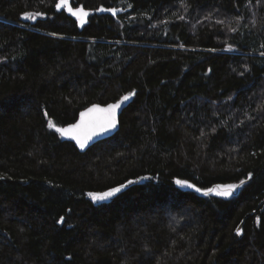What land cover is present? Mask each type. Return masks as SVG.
<instances>
[{"label": "trees", "instance_id": "16d2710c", "mask_svg": "<svg viewBox=\"0 0 264 264\" xmlns=\"http://www.w3.org/2000/svg\"><path fill=\"white\" fill-rule=\"evenodd\" d=\"M59 1L0 0V264H264V0ZM133 91L84 153L49 127Z\"/></svg>", "mask_w": 264, "mask_h": 264}, {"label": "snow or ice", "instance_id": "6c2138e0", "mask_svg": "<svg viewBox=\"0 0 264 264\" xmlns=\"http://www.w3.org/2000/svg\"><path fill=\"white\" fill-rule=\"evenodd\" d=\"M57 9L62 7H68L67 0H60L59 3L55 5ZM99 11H104L105 9L100 8ZM68 11L77 18L81 26L86 23V18L89 15V12L86 11L83 7L77 8L75 11L68 7ZM107 11L112 12L113 15L116 14L118 9L110 8ZM41 15V13H25V19H35L36 16ZM55 35V34H53ZM135 95V92H129L123 96L118 102L114 104H109L107 107H100L99 105H94L91 108H88L85 112L80 113V121L76 124L70 125L67 128L57 127L53 122L49 121V127L55 128V130L61 135L69 136L72 139H75L80 148H85L88 142L95 136L103 134L106 131H109L116 127L117 124V110L121 107V104L128 101L132 96ZM132 183V181H129ZM176 183L181 186H186L189 188L195 189L197 192L203 191L204 194L215 193L218 196L228 197L232 195V192L238 187L235 184L228 185H216L215 188L201 189L197 188L196 185L190 184L187 180H177ZM243 183V182H242ZM126 185H120L119 187L111 188L108 191L93 193L90 192L88 195L92 198L93 201H103L109 199L110 197L116 195L121 191L122 188ZM59 223L64 222V218L61 217L58 221ZM236 233L238 235L242 234V229L237 228Z\"/></svg>", "mask_w": 264, "mask_h": 264}, {"label": "water", "instance_id": "95a60500", "mask_svg": "<svg viewBox=\"0 0 264 264\" xmlns=\"http://www.w3.org/2000/svg\"><path fill=\"white\" fill-rule=\"evenodd\" d=\"M60 2V1H59ZM58 2V3H59ZM67 4H68V7H71L74 11L77 9V8H74L72 5H71V2L69 1V0H67ZM68 7H62L61 9H57L59 12H61V11H66L71 17H73V18H76L75 16H73L69 11H68ZM78 8H80V7H78ZM100 8H103V9H105L104 11H99L98 9H100ZM112 8H114V9H118V11L116 12V14L115 15H113L112 14V12H110V11H107V9H110V8H107V7H105V6H99V8L96 10V13L98 14V15H110V16H112V17H114V18H118L120 15H122V14H125L126 12H127V10L126 9H124V8H120V7H112ZM87 11V10H86ZM89 12V11H88ZM89 15H90V12H89ZM88 15V16H89ZM77 19V18H76ZM87 19V18H86ZM119 101V100H118ZM117 101V102H118ZM114 103H116V102H113V103H110V104H114ZM132 103V97L128 100V101H126V102H124L123 104H121V107L117 110V124H116V127L115 128H113V129H111V130H109V131H106V132H104L103 134H100V135H97V136H95V137H93L89 142H88V144H87V146L85 147V148H80L79 147V145L77 144V142H76V140L75 139H72L71 137H69V136H64V135H61V133H59L60 134V136L62 137V140L63 141H66V142H72L76 147H77V149L81 152V153H84V152H86L89 148H91L92 146H94L95 144H97L98 142H100V141H103V140H106V139H109V138H111V137H113L114 135H116L117 133H118V131H119V129H120V119H121V115L123 114V112L128 108V106L130 105ZM94 105H99L100 107H107V105H109V104H107V105H101V104H93V105H91V106H89V107H87L86 109H84V110H82L81 112H85L88 108H91V107H93ZM80 112V113H81ZM80 113H79V115H78V118H77V120L74 122V123H72V124H69V125H67V126H64L63 128H67V127H69L70 125H73V124H76V123H78L79 121H80V119H81V117H80ZM123 185H126V187H128L129 185H130V183H126V184H123ZM119 187V186H118ZM126 187H124V188H122L121 189V191H123ZM120 191V192H121ZM119 192V193H120ZM92 199V198H91Z\"/></svg>", "mask_w": 264, "mask_h": 264}, {"label": "rangeland", "instance_id": "374dc122", "mask_svg": "<svg viewBox=\"0 0 264 264\" xmlns=\"http://www.w3.org/2000/svg\"><path fill=\"white\" fill-rule=\"evenodd\" d=\"M107 200V199H106ZM104 201V200H103ZM95 202H102V201H95Z\"/></svg>", "mask_w": 264, "mask_h": 264}]
</instances>
